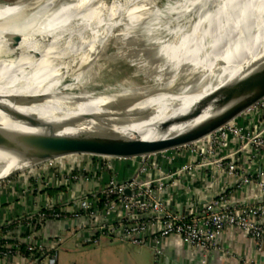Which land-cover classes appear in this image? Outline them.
Wrapping results in <instances>:
<instances>
[{
    "label": "bare ground",
    "instance_id": "obj_1",
    "mask_svg": "<svg viewBox=\"0 0 264 264\" xmlns=\"http://www.w3.org/2000/svg\"><path fill=\"white\" fill-rule=\"evenodd\" d=\"M140 1L41 0L0 6V129L108 140L126 130L153 128L143 126L145 113L179 107L186 112L249 68L264 65V0H204L207 5L190 34L180 27L163 33L179 41L162 47V75L152 87L97 95L82 92L79 83L66 84V79L80 77L123 16L140 21L135 15ZM207 25L211 29L205 30ZM251 26L259 27L255 39L246 34ZM139 95L146 100L134 101ZM126 105L141 116L109 111ZM211 113L209 108L189 124ZM175 133L172 127L157 138ZM31 165L0 150V180Z\"/></svg>",
    "mask_w": 264,
    "mask_h": 264
},
{
    "label": "built area",
    "instance_id": "obj_2",
    "mask_svg": "<svg viewBox=\"0 0 264 264\" xmlns=\"http://www.w3.org/2000/svg\"><path fill=\"white\" fill-rule=\"evenodd\" d=\"M246 112L258 115L261 122L258 129L243 127L233 121L205 138V148H199L195 143L171 151L180 154L189 149L196 156L194 162L181 167L180 173L189 174L198 167L225 170L230 176L237 178L238 187L254 186L258 189L257 204L238 205L229 194L222 193L186 217L168 211L163 201L154 195V191L163 192L177 174L163 173L161 168L154 166L152 168L157 177L147 178L146 175L152 169L147 161L148 156L140 157L138 172L133 178L125 180L121 179L122 173L115 162L127 159L92 155L66 156L71 157L68 160L66 157L56 158L11 176L22 175L27 181L32 180L27 188L36 194L39 206L7 221L3 226L9 228L14 225L15 228L0 237V257L22 258L27 264H55L51 250L35 243L41 229L51 220L77 221L78 229L88 232L90 239L112 237L135 246L151 245L156 259L162 256L161 246L164 240L174 235L181 237L186 245L198 250L205 257L217 247L219 237L229 228L247 234L256 243L258 251H262L264 165L253 170L249 168V164L260 158L264 161V99ZM232 142L237 147L221 153ZM238 157H243L241 164H238ZM94 160L99 161L102 172L109 174L108 180L97 190L92 187L83 191L78 185L93 183L97 178L96 173L88 169ZM8 179L10 177L0 183ZM54 188L70 189L73 195L64 199L61 196L51 198L45 194ZM128 191L130 195L127 194ZM1 239L12 243L2 245ZM60 242L59 237L54 246Z\"/></svg>",
    "mask_w": 264,
    "mask_h": 264
},
{
    "label": "crops",
    "instance_id": "obj_3",
    "mask_svg": "<svg viewBox=\"0 0 264 264\" xmlns=\"http://www.w3.org/2000/svg\"><path fill=\"white\" fill-rule=\"evenodd\" d=\"M236 123L243 127L258 129L261 126L260 118L256 114L245 112L240 115ZM195 125L186 124L174 126L177 132H182ZM142 137L143 140L157 138L153 128L137 131L119 133L111 139H134ZM109 139V140H111ZM207 139L197 143L199 148H205ZM237 147L235 142L229 144L228 148L221 153H226ZM71 158V157H70ZM76 157H74L75 159ZM243 157H238L241 164ZM196 156L187 149L180 154L175 151L163 152L148 156V163L152 167L162 169L163 173L177 174L163 192L154 191V195L160 198L167 210L175 214L189 217L194 212L203 208L207 201L222 193L229 194L238 205L257 204L259 191L256 187H238V180L230 176L227 171L214 167H198L194 172L180 173L183 165L194 162ZM116 167L121 171V179L133 178L139 170L140 158H131L116 161ZM264 165L263 159H256L250 165V169L260 168ZM89 167V165H88ZM87 167V168H88ZM91 169L97 178L93 183H81V190L88 188L99 189L106 184L109 174L100 170L98 160L92 162ZM147 178H156L157 173L152 168L146 175ZM31 181L19 175L0 183V235L4 236L6 231L3 226L26 212L36 209L39 204L36 194L28 191L27 186ZM31 184V183H30ZM76 187V189H79ZM48 190L51 198L63 197L69 199L73 192L67 188H54ZM15 228V226H14ZM77 221L61 220L49 221L41 229L40 236L35 243L43 245L51 250L55 257V264H155V251L153 246H135L131 243L119 242L112 237H100L90 239L89 233L81 231ZM61 238L59 245L54 246L57 238ZM161 264H264V248L258 251L256 243L245 233L237 232L229 228L219 237L217 247L202 257L201 253L186 245L181 237L174 235L164 240L162 246ZM61 254L70 256V262L63 263ZM0 264H27L22 258L6 259L0 257Z\"/></svg>",
    "mask_w": 264,
    "mask_h": 264
},
{
    "label": "water",
    "instance_id": "obj_4",
    "mask_svg": "<svg viewBox=\"0 0 264 264\" xmlns=\"http://www.w3.org/2000/svg\"><path fill=\"white\" fill-rule=\"evenodd\" d=\"M262 99H264V65L256 70L253 67L249 68L242 77L226 83L194 104L186 112H183V108L179 107L180 109L177 108L176 111L172 110L157 115L145 113L143 126L149 123L147 125H154L159 135H166L172 127L189 124L201 117L207 109H212L211 115L202 122L168 137L151 140H143L142 137L106 140L64 136L51 132L31 134L0 129V150L13 154L22 161L31 162V167L48 160L72 155L122 159L147 157L199 143L218 129L235 121ZM109 111L127 113L133 117L141 116L140 113L132 112L130 108L111 107ZM169 116L173 117L167 119ZM127 194L130 195V192L128 191ZM151 216L149 215V217ZM161 257L155 258V262L161 264Z\"/></svg>",
    "mask_w": 264,
    "mask_h": 264
},
{
    "label": "rangeland",
    "instance_id": "obj_5",
    "mask_svg": "<svg viewBox=\"0 0 264 264\" xmlns=\"http://www.w3.org/2000/svg\"><path fill=\"white\" fill-rule=\"evenodd\" d=\"M40 1L0 0V6L31 5ZM206 5L204 0H141L135 5L138 10L135 15L140 17V21L133 23L129 17L123 16L104 45L82 69L80 77L77 79L70 77L65 83L68 85L79 83L82 92L97 95H120L152 87L162 75L161 69L164 65L162 47L167 44L176 45L179 41L163 33L180 27L185 28L186 35L190 34L200 19L202 8ZM214 6L216 7L217 3ZM210 26L207 25L205 30L211 29ZM127 28L132 29L130 30L132 34H127L128 36L124 34ZM258 28V26L248 28L247 37L252 36V39H255ZM172 71L173 68L170 67L165 75L169 76ZM143 99H146L145 95H139L133 100ZM120 108L128 109L127 105ZM19 173L21 174V171ZM70 258L61 254L63 263L70 262Z\"/></svg>",
    "mask_w": 264,
    "mask_h": 264
},
{
    "label": "trees",
    "instance_id": "obj_6",
    "mask_svg": "<svg viewBox=\"0 0 264 264\" xmlns=\"http://www.w3.org/2000/svg\"><path fill=\"white\" fill-rule=\"evenodd\" d=\"M50 191H52V190L50 189ZM13 228H14V225H10L9 228H2V229L6 231L7 229H10L11 230ZM0 237H2V235H0ZM1 243H2V245H5L6 243H12V241H7V240L5 241V240L1 239ZM24 247L25 246L23 245V248Z\"/></svg>",
    "mask_w": 264,
    "mask_h": 264
}]
</instances>
